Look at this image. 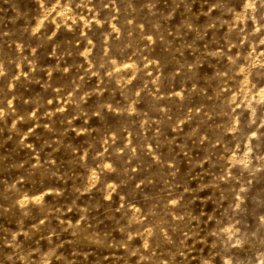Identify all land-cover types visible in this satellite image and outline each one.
Listing matches in <instances>:
<instances>
[{
    "label": "rangeland",
    "instance_id": "1",
    "mask_svg": "<svg viewBox=\"0 0 264 264\" xmlns=\"http://www.w3.org/2000/svg\"><path fill=\"white\" fill-rule=\"evenodd\" d=\"M0 264H264V0H0Z\"/></svg>",
    "mask_w": 264,
    "mask_h": 264
}]
</instances>
